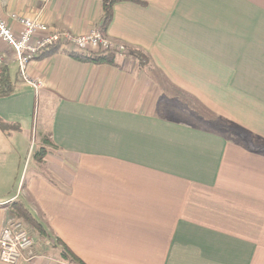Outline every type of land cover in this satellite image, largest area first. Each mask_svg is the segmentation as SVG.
I'll use <instances>...</instances> for the list:
<instances>
[{"label":"crops","instance_id":"obj_1","mask_svg":"<svg viewBox=\"0 0 264 264\" xmlns=\"http://www.w3.org/2000/svg\"><path fill=\"white\" fill-rule=\"evenodd\" d=\"M142 1L115 3L102 31L126 52L37 54V88L0 39L15 85L0 97V232L19 202L49 235L26 225L16 264H71L56 237L86 264H264V0ZM14 13L37 36L102 26L101 0H0L18 34Z\"/></svg>","mask_w":264,"mask_h":264},{"label":"built area","instance_id":"obj_2","mask_svg":"<svg viewBox=\"0 0 264 264\" xmlns=\"http://www.w3.org/2000/svg\"><path fill=\"white\" fill-rule=\"evenodd\" d=\"M46 4L49 0H38ZM14 22L21 27L20 33L14 30L0 18V39L13 50L18 68V76L22 81L34 88L40 86L39 81L30 79L28 66L40 50L48 47L68 49L71 52L87 53L88 51L108 53L126 52V47L105 37L99 29H92L82 34H72L66 31H51L45 35L37 36L44 25L37 19L26 18L16 13L11 15ZM2 56L0 54V64ZM34 240L29 229L20 221L8 222L0 232V262L16 264L23 257L24 252L31 251Z\"/></svg>","mask_w":264,"mask_h":264},{"label":"trees","instance_id":"obj_3","mask_svg":"<svg viewBox=\"0 0 264 264\" xmlns=\"http://www.w3.org/2000/svg\"><path fill=\"white\" fill-rule=\"evenodd\" d=\"M135 2V3H143L142 0H101V9H102V26L100 28L101 31H104L108 24L110 23L113 15V5L117 2ZM57 47H48L46 49L40 50L38 52L39 55L43 53H48L51 51H54ZM128 53L130 55H133L135 58H138L141 60H148V57L143 54L141 51L137 50H128ZM72 57L79 61L84 62H92V63H112L114 61V54L108 53L106 51H100V52H91V53H85V54H73ZM142 58V59H141ZM15 91V85L14 82L11 81L9 72L7 70V67L2 63L0 64V97H6L12 94ZM11 127V125L5 123L0 118V128L2 130H8ZM48 135H43L40 138V146L39 148L34 152L33 157L41 160V158L46 153V146L48 144H51ZM13 206L15 207V210L13 211V219L20 221L24 225H31L36 234L40 237L47 238L49 235L46 233L43 226L26 210L22 204L19 202H14ZM56 246L60 249V257L61 259L71 263V264H86L78 255H76L66 244H64L58 237L54 240Z\"/></svg>","mask_w":264,"mask_h":264},{"label":"rangeland","instance_id":"obj_4","mask_svg":"<svg viewBox=\"0 0 264 264\" xmlns=\"http://www.w3.org/2000/svg\"><path fill=\"white\" fill-rule=\"evenodd\" d=\"M88 53V52H87ZM85 54V53H84ZM133 56V55H132ZM142 59V58H141ZM141 61H146V60H141ZM12 78H14V76H13V74H12ZM41 138V137H40ZM34 140V139H33ZM29 143H30V145L31 144H34V141H30L29 140ZM29 148V144L28 145H26V149H25V151H24V155H23V163H25V159H24V157H25V155H26V151H27V149ZM28 160H29V158H28ZM27 164H28V162H27ZM26 164V165H27ZM26 226V225H25ZM27 227V226H26ZM28 228V227H27ZM29 229V228H28ZM29 232H30V230H29ZM30 234L32 235V233L30 232ZM33 237V236H32Z\"/></svg>","mask_w":264,"mask_h":264}]
</instances>
